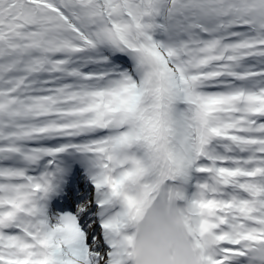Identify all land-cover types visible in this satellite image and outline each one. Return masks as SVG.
<instances>
[{
  "label": "snow or ice",
  "instance_id": "obj_1",
  "mask_svg": "<svg viewBox=\"0 0 264 264\" xmlns=\"http://www.w3.org/2000/svg\"><path fill=\"white\" fill-rule=\"evenodd\" d=\"M165 201L264 264V0H0V264H130Z\"/></svg>",
  "mask_w": 264,
  "mask_h": 264
},
{
  "label": "clouds",
  "instance_id": "obj_2",
  "mask_svg": "<svg viewBox=\"0 0 264 264\" xmlns=\"http://www.w3.org/2000/svg\"><path fill=\"white\" fill-rule=\"evenodd\" d=\"M130 264H193L195 253L174 204L150 209L132 225Z\"/></svg>",
  "mask_w": 264,
  "mask_h": 264
}]
</instances>
